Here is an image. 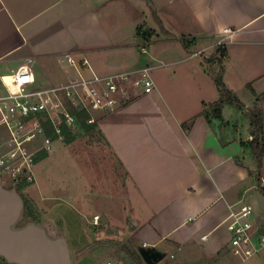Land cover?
Instances as JSON below:
<instances>
[{"label": "crops", "instance_id": "1", "mask_svg": "<svg viewBox=\"0 0 264 264\" xmlns=\"http://www.w3.org/2000/svg\"><path fill=\"white\" fill-rule=\"evenodd\" d=\"M147 10L168 32L161 42L170 47L177 32L185 49L205 52L209 72L217 65L208 60L224 41L226 86L264 117L259 98L264 93V0H0V70L10 78L29 69L34 88L78 76L64 64L66 54L86 58L101 76L146 67L160 71L166 67L161 53L149 57L142 47L137 54L147 42L137 33L140 14ZM225 30L232 34L224 35ZM170 77L154 80L153 94L137 96L112 113L93 114V123L123 174L119 200L134 216L138 245H163L160 250H173L171 257L177 251L187 263L210 261L229 247L230 207L245 200L254 205L257 218L264 214V196L253 175L250 121L230 105L222 111L223 120L208 121L203 111L219 93L204 95L202 80L193 78L189 83L199 92L170 94L165 86ZM244 87L250 88L247 101L239 93Z\"/></svg>", "mask_w": 264, "mask_h": 264}, {"label": "rangeland", "instance_id": "2", "mask_svg": "<svg viewBox=\"0 0 264 264\" xmlns=\"http://www.w3.org/2000/svg\"><path fill=\"white\" fill-rule=\"evenodd\" d=\"M140 20L142 22L140 27L144 32L154 26L151 30L155 31L153 33H156L157 38L153 36L152 42H144V46L136 48L139 49L138 56L143 53L142 47H145L149 57L161 53L163 56L161 63L166 65L165 68L161 67L160 71H151L153 81L163 82V78L167 75L171 76L173 78L171 84L165 85L167 93L170 94L199 92L198 87L195 89V86L189 83L193 78L202 80L200 89L204 95L211 90L213 93L218 92L214 80L209 77L210 72L203 57H192L197 51L196 47L185 49L180 41L182 38L177 32H173L176 34L173 37L178 41L171 43L170 47L162 43L161 41L168 35L157 27L148 10L144 16L140 14ZM156 39L161 40L155 42ZM64 64L70 66L67 62ZM209 68L210 71L212 69L218 71V67L210 65ZM248 89L250 90L249 87ZM248 89L245 87L239 89L242 90L239 93L244 101H247L250 94ZM154 92L140 94V91H134L133 98L126 104L135 99L137 94L142 96ZM122 106L120 105L119 108ZM6 130L4 126L0 127V141L8 137ZM71 131L75 141L66 144L64 137L53 140L51 150L44 151L47 152L48 159L40 160L37 166L35 164L33 170L35 182L26 183L20 190L27 206L18 227L36 223L46 227L53 237L65 236L68 239L73 264H106L107 262L146 264L142 260L139 262L132 259L123 250L124 246H128L135 251L136 246L139 245L134 239L137 237L136 229L130 230L131 219L134 216L129 208L125 210V204L119 200L121 190L118 186L123 183L120 168L111 162L109 152L102 144L96 130L87 133L78 123ZM88 157L95 160L94 164H89ZM2 175L4 186L10 188L15 185L8 175L3 173ZM253 203L255 204V201ZM107 209L109 211L105 212ZM95 213L100 216L98 225L93 224ZM258 220L263 224L264 214L258 216ZM158 247L163 248V245ZM167 251V256L158 264H264V252L242 260L231 253L230 247L214 260L188 263L182 261L179 252H174V257H171L173 250L167 249Z\"/></svg>", "mask_w": 264, "mask_h": 264}, {"label": "built area", "instance_id": "3", "mask_svg": "<svg viewBox=\"0 0 264 264\" xmlns=\"http://www.w3.org/2000/svg\"><path fill=\"white\" fill-rule=\"evenodd\" d=\"M231 34L230 30L224 31V35ZM219 45H224V41ZM204 53L199 51L193 56H203ZM64 61L76 70L78 76L64 84L45 88H34L29 69H22L10 78L0 70V127L4 126L9 134L0 141L2 180L3 173L16 186L35 182L36 157L51 150L53 142L46 135L44 123L50 122L57 134H61L63 126L72 129L79 123L69 106L78 112L89 113L93 123L96 121L93 114L118 109L133 98L134 91L147 94L155 90L149 67L101 76L93 71L86 58L66 54ZM12 86L18 87L19 93L13 92ZM99 221L100 216L95 215L93 224L98 225ZM226 223L231 235L229 247L236 258L246 260L264 252V224L259 222L253 204L241 201L230 207ZM143 247L148 248V245L145 243Z\"/></svg>", "mask_w": 264, "mask_h": 264}, {"label": "water", "instance_id": "4", "mask_svg": "<svg viewBox=\"0 0 264 264\" xmlns=\"http://www.w3.org/2000/svg\"><path fill=\"white\" fill-rule=\"evenodd\" d=\"M24 210L18 186H4L0 176V257L9 264H73L65 236L53 237L36 223L18 227ZM135 227L131 221L130 230ZM138 252L146 264H158L167 256L156 246H139Z\"/></svg>", "mask_w": 264, "mask_h": 264}, {"label": "trees", "instance_id": "5", "mask_svg": "<svg viewBox=\"0 0 264 264\" xmlns=\"http://www.w3.org/2000/svg\"><path fill=\"white\" fill-rule=\"evenodd\" d=\"M159 25L161 29L163 30L164 34L168 35V32L164 30L162 25ZM154 30L149 29V31H145L139 27L137 29L138 35L142 36V38L150 42L152 40V37L156 36V33ZM227 55V52L225 50V47L223 45L217 46V50L215 55H213L208 62L210 64H216L218 67V71L216 72L214 69L210 71L212 78L218 88L219 92V99L211 104L209 107H206L203 111V115L205 118L210 121L212 118L223 120L222 117V111L226 105H230L234 108H236L240 112H245L246 117L250 121V135L252 136V140L250 141L249 145L253 154V157L255 159V162L257 164V171L253 173L255 176V181L258 186L259 192L264 196V187L262 186V169H263V159H264V117L262 111L255 107L253 109L246 108L245 104L239 99L238 95L228 89L226 86L223 76L225 72L224 67V59ZM260 99H264V93L259 97ZM69 110L72 114L76 115L79 124L83 127V129L89 133L97 127L96 123H91V116L86 111L78 112L75 108L69 106ZM44 126L46 128V135L50 137L52 140H57L60 137L65 138L66 144H71L75 141V136L73 135L71 129H68L67 127L63 126L61 130V134H57L51 125L50 122H45ZM184 127L187 129L189 127V124H184ZM47 157V152L41 154L36 159V162L39 159H44ZM26 184L18 185V191L25 186ZM27 206V203H25V208ZM138 247L136 246L135 251L131 250L128 246H124L123 250L127 252V254L137 261H143L142 257L140 256L138 252ZM0 264H9L4 260L2 257H0Z\"/></svg>", "mask_w": 264, "mask_h": 264}, {"label": "bare ground", "instance_id": "6", "mask_svg": "<svg viewBox=\"0 0 264 264\" xmlns=\"http://www.w3.org/2000/svg\"><path fill=\"white\" fill-rule=\"evenodd\" d=\"M11 88H12L13 92H15L16 94L19 93L17 90H15V89L13 88V86H12Z\"/></svg>", "mask_w": 264, "mask_h": 264}]
</instances>
